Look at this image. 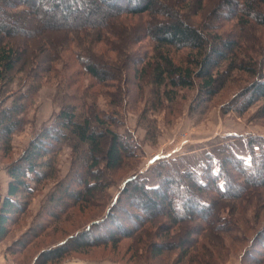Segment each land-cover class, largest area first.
I'll return each mask as SVG.
<instances>
[{
	"label": "trees",
	"instance_id": "trees-1",
	"mask_svg": "<svg viewBox=\"0 0 264 264\" xmlns=\"http://www.w3.org/2000/svg\"><path fill=\"white\" fill-rule=\"evenodd\" d=\"M130 17L139 22L131 23ZM230 21L234 26L230 27ZM260 28H264V0H0L3 153L10 151L12 136L25 124L46 75H56L64 51L79 65L76 74L63 77L65 85L55 86L52 102L57 110L52 119L33 131L21 154L6 166L9 181L0 203V241L16 215L27 209L30 196L56 177L64 146L71 150V161L48 199L44 214L49 220L59 219L74 203L104 198L108 172L127 159H136L131 138L118 133L123 124L118 112L100 110L89 96L95 84L104 89L110 107L146 95L145 113L172 105L183 97L182 91L191 89H196L197 97L189 108L204 109L202 104L228 83L244 80L245 86L221 107L222 114L234 105L240 116L261 102L259 112L264 115V46L254 36ZM110 53L125 60L123 69L111 65V58L104 61ZM82 75L95 84L82 87L80 96L70 93V86ZM120 79L127 88L136 89L126 100L114 92ZM15 83L16 90H9ZM243 140L248 160L224 143L205 154L201 172L182 168L175 159H161L151 170L155 186L139 174L126 176L102 221L94 220L83 231L43 250L32 264H60L72 252L116 244L117 238L131 237L158 218L165 219L158 230L163 229L170 240L149 242L146 247L152 258L173 248L185 257L199 237L210 232L222 239L223 226L231 222L222 210L235 212L239 201L250 202L255 196L252 191L264 187V138ZM181 224L188 227L171 237L173 227ZM45 225L34 226L24 237L42 231ZM258 237L255 245L264 249V224ZM254 253L251 250L245 258L256 261Z\"/></svg>",
	"mask_w": 264,
	"mask_h": 264
},
{
	"label": "rangeland",
	"instance_id": "rangeland-1",
	"mask_svg": "<svg viewBox=\"0 0 264 264\" xmlns=\"http://www.w3.org/2000/svg\"><path fill=\"white\" fill-rule=\"evenodd\" d=\"M138 19L131 18L130 21L131 23H138ZM233 24L235 23H230V27ZM254 34L255 37L260 38L264 46V28H260V31ZM260 44L262 45V43ZM125 46L126 43L124 42ZM62 55V60L56 65V75L53 73L46 75L38 99L32 109L27 112L28 120L25 121L21 131H17L12 136L10 151L3 153L0 144V167L4 168L6 176V166L21 154L33 131L45 126L52 119L54 109H57L52 102L55 86L59 83L65 85L66 82L63 77L76 74L79 70V65L68 51H64ZM110 58L113 59L111 65H120V69H123L126 65L125 60H121V56H117L115 53L107 54L104 61L109 62ZM123 72H125V69ZM120 75V78H122L123 73ZM243 81L228 83L209 102L202 104L204 109H197L196 105L191 109L189 108L196 104L197 97L196 89H191L182 91L181 95L183 97H178L172 105L165 104L163 108L158 109L156 112L147 111L143 113L144 106L149 99L146 95H143L139 101L127 100V104L124 106L120 103L117 107H110L107 105L104 89L96 85L94 80L88 76H80L78 80L74 81L76 85H71L68 91L80 96L83 92L82 87L95 84L90 90L89 96L94 98L95 106L100 110L109 113L112 111L118 112V119L123 123L118 127V133L131 138L135 145L136 159H127L120 168L108 172L104 198L99 196L89 204L84 202L74 203L59 219L49 220L44 214V210L48 206V199L56 191L57 182L64 179L71 161V150L65 154L64 148L67 146H64L56 163V177L45 182L41 189L30 196L27 209L24 210L23 214L16 215L9 226L7 235L0 241V254L1 252L5 254L4 261L6 264H32L33 259L43 250L55 246L69 235L83 231L94 220L102 221L106 216L107 209L119 192L120 181L132 174H139L144 177L140 171L150 177L152 167L157 162H153L154 160H151V158L156 152L163 153L168 149L178 150L181 147L182 151L180 149L179 152H188L197 146V150L207 149V153H214L222 144L228 143L232 145L239 157L248 160L249 155L246 148L243 149V152L239 149L241 144L239 137L256 136L264 138V115L259 112L262 103H254L240 116L235 112L234 105L229 107L230 110L224 115L221 110V107L226 103L228 104L234 94L245 86ZM116 84H118L119 89L114 90V92L117 94L118 91L120 98H125L124 100H126V95L128 97L136 91L135 87L130 85H128V90L126 82L121 81V79ZM9 90L15 91L16 83L10 85ZM84 96L86 97L87 94ZM76 101L75 99L70 100L74 103ZM86 101L88 104L92 102L88 99ZM10 102L11 99H8L5 104L8 106ZM237 105L239 106V103ZM206 134L208 136L214 134L215 137L209 141H198V138ZM228 136L232 139L230 140ZM232 140H234L233 143H231ZM105 144L104 141L103 146ZM177 163L182 168L188 166L183 161H177ZM194 164L195 162H192L189 166L195 167ZM203 166L196 167L195 170L201 172ZM1 183H4V180L2 182L0 179ZM252 192L255 196L250 202L239 201L235 212L225 208L222 210L225 216H228V219L231 220L230 223L223 226L225 233H223L222 239H219V237L215 239L211 232L202 235L185 257H182V253L177 248L165 249L159 256L151 257L152 252L147 250L146 247L149 242L170 240L167 234L164 235L163 229L158 230V224L165 222L164 218H158L153 224L145 223L142 230L137 231L131 237L121 236L117 238L116 244H98L78 253L72 252L60 264H264V249L261 248L260 244L255 245V238L258 240V232L264 224V187ZM120 215L118 213V216ZM43 224L46 225L42 231L39 230L35 234L32 233L24 237L29 229ZM187 227L185 224L173 227L170 231L171 235H169L172 237L183 233ZM155 229L156 233L152 235ZM15 241H18L17 245L14 244ZM203 245L207 248V252L204 251ZM251 250L252 253L256 252L254 253L255 256L252 254L256 257V261L253 262L245 258ZM257 250L259 253H257ZM11 251L12 253H10Z\"/></svg>",
	"mask_w": 264,
	"mask_h": 264
},
{
	"label": "crops",
	"instance_id": "crops-1",
	"mask_svg": "<svg viewBox=\"0 0 264 264\" xmlns=\"http://www.w3.org/2000/svg\"><path fill=\"white\" fill-rule=\"evenodd\" d=\"M56 107V106H55ZM57 109H54V111L56 112ZM54 112V113H55ZM28 116V115H27ZM26 116V120H28V117ZM49 122V121H48ZM27 124V123H26ZM21 131V130H20ZM215 137V135H204L200 138H198L199 140L198 141H209L211 138ZM244 137V136H243ZM243 137H239L237 139L240 140L241 144L239 146V149L243 152L245 149L244 147V143H243ZM228 138L231 140L232 137H229ZM197 139V138H196ZM234 140L231 141V143H233ZM13 145V144H12ZM182 148V147H181ZM180 148V149H181ZM14 149V148H13ZM180 149L176 150V149H168L167 151H163V153H159V152H156L155 154H153L151 160H154L153 162L155 161H158V160H161V159H169V158H172V159H176L177 161H183L184 164L186 165H190L192 162H195L194 166L193 167L194 169H197L196 167H201V165H204L205 163V154L207 153V149H200V150H197V146L193 147L190 151H186V152H179ZM182 151V149H181ZM70 152V149L68 147L64 148V153L67 154ZM237 152V150H236ZM1 168V167H0ZM66 169H67V165H66ZM66 172V171H65ZM141 174H143L144 177H146V179L148 180V182L150 183L149 186H155L156 185V182L155 180L153 179V177L151 176L150 174V177L148 175H145L144 173H142L140 171ZM0 179L4 180V183H1L0 184V203L2 201V199L5 197L6 195V191H7V184H8V181L9 179L7 178V176L5 175V170L4 168L2 167L0 169ZM5 259V254L1 252L0 254V264H6V262L4 261ZM8 263V262H7Z\"/></svg>",
	"mask_w": 264,
	"mask_h": 264
}]
</instances>
